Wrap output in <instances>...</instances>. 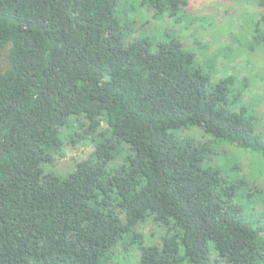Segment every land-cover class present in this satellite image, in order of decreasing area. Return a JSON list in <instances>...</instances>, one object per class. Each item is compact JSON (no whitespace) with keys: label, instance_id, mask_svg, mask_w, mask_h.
<instances>
[{"label":"trees","instance_id":"16d2710c","mask_svg":"<svg viewBox=\"0 0 264 264\" xmlns=\"http://www.w3.org/2000/svg\"><path fill=\"white\" fill-rule=\"evenodd\" d=\"M119 1L0 0V264H104L150 218L178 230L162 249L143 247L140 264H263L260 201L247 206L212 150L176 137L203 128L264 159L250 116L227 99L235 78L212 86L178 38L127 42ZM188 5L140 2L178 22ZM79 117L87 127L72 137L95 152L62 177L53 155Z\"/></svg>","mask_w":264,"mask_h":264},{"label":"rangeland","instance_id":"374dc122","mask_svg":"<svg viewBox=\"0 0 264 264\" xmlns=\"http://www.w3.org/2000/svg\"><path fill=\"white\" fill-rule=\"evenodd\" d=\"M140 2L119 1L117 15L127 35L126 41H136L150 50L158 42L178 38L184 50L195 53L199 67L210 76L212 74V86L233 76V90L227 99L235 111L246 110L255 134L264 143V46L252 47L253 33L261 27L264 8L257 6L255 0H189L178 22L158 14L149 6L141 7ZM3 62L7 64V52L3 54ZM210 66L214 72L209 70ZM71 122L70 127L61 130L66 137H61V147L53 155L49 170L62 177L68 176L79 162L90 159L95 152L92 143L80 140L78 136L72 137L73 133L87 127V120L79 117ZM107 128L104 122L101 131ZM176 137L205 152L212 150L211 167L220 168L228 184L237 183L244 188L247 206L251 199L260 201L256 210L264 219L263 157L216 141L214 136L206 135L203 128L181 130L176 132ZM124 153L125 156L129 153L127 146H124ZM121 163L123 158H117L114 165ZM177 230L154 218L145 220L111 250L104 264H140L143 247L162 249L165 240L175 236ZM217 260L213 256L214 264Z\"/></svg>","mask_w":264,"mask_h":264}]
</instances>
